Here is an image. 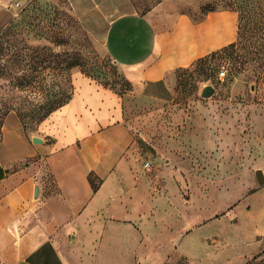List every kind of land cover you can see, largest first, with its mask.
<instances>
[{
    "label": "rangeland",
    "instance_id": "1",
    "mask_svg": "<svg viewBox=\"0 0 264 264\" xmlns=\"http://www.w3.org/2000/svg\"><path fill=\"white\" fill-rule=\"evenodd\" d=\"M131 1L146 13L164 0ZM176 1L199 18L210 10L236 12L240 35L234 48L179 70L173 100L126 99L141 171L153 178L146 190L155 196L142 225L149 240L138 253L171 254L166 237L179 229L187 256L264 264V242L259 247L253 240L254 227L264 226L258 208L264 186L255 176L264 171V0ZM13 10L0 33V142L6 131L40 137L48 104L71 96L78 72L121 95L129 92L120 67L69 0H19ZM205 86L215 88L210 98L201 95ZM80 230L64 226L71 241Z\"/></svg>",
    "mask_w": 264,
    "mask_h": 264
},
{
    "label": "crops",
    "instance_id": "2",
    "mask_svg": "<svg viewBox=\"0 0 264 264\" xmlns=\"http://www.w3.org/2000/svg\"><path fill=\"white\" fill-rule=\"evenodd\" d=\"M17 1L0 0V33L13 20ZM69 2L130 89L121 95L78 72L69 101L42 122V144L35 146L21 132H5L0 142V264H218L180 250L179 229L166 237L171 254L138 253L149 240L142 225L153 214L155 196L146 190L147 179L153 178L141 171L126 99L173 100L177 72L235 43L239 16L217 10L199 18L176 0H164L146 13L131 0ZM258 208L264 218V203ZM64 226H80L75 240H68ZM253 234L262 246L264 226H255ZM125 245L129 251H123Z\"/></svg>",
    "mask_w": 264,
    "mask_h": 264
},
{
    "label": "water",
    "instance_id": "3",
    "mask_svg": "<svg viewBox=\"0 0 264 264\" xmlns=\"http://www.w3.org/2000/svg\"><path fill=\"white\" fill-rule=\"evenodd\" d=\"M214 93H215V88L213 86H205L201 91V95L204 98H210L211 96H213ZM32 141L35 144L43 143V140L39 137H34ZM255 176L258 184L260 186H264V171L262 169L257 170ZM38 195H39V188L36 187L35 196L38 197Z\"/></svg>",
    "mask_w": 264,
    "mask_h": 264
},
{
    "label": "trees",
    "instance_id": "4",
    "mask_svg": "<svg viewBox=\"0 0 264 264\" xmlns=\"http://www.w3.org/2000/svg\"><path fill=\"white\" fill-rule=\"evenodd\" d=\"M210 11H214V10H210ZM210 11H208V12H210ZM207 12V13H208ZM240 35V34H239ZM236 46V43H233V44H231V45H229L228 46V48H234ZM213 54V53H212ZM204 59V58H203ZM203 59H201V60H203ZM200 61V60H199ZM72 95V94H71ZM71 98V96L70 97H66V100L65 101H63V102H51L50 104H48L49 105V109L47 110V112H46V114H44L43 115V117H44V120L52 113V112H54L55 110H57V109H59L61 106H63L64 104H66L68 101H69V99ZM43 120V121H44ZM90 181H91V184H92V186H93V189H94V191H97V189H98V183L97 182H95V178L91 175V177H90Z\"/></svg>",
    "mask_w": 264,
    "mask_h": 264
},
{
    "label": "built area",
    "instance_id": "5",
    "mask_svg": "<svg viewBox=\"0 0 264 264\" xmlns=\"http://www.w3.org/2000/svg\"><path fill=\"white\" fill-rule=\"evenodd\" d=\"M225 75H226V70H222V72H221V77L223 78ZM150 167H151L150 162H147V163L145 164V168L149 169Z\"/></svg>",
    "mask_w": 264,
    "mask_h": 264
}]
</instances>
